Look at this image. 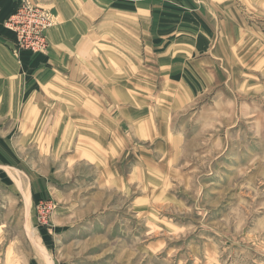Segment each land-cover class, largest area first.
Masks as SVG:
<instances>
[{
  "label": "rangeland",
  "instance_id": "obj_1",
  "mask_svg": "<svg viewBox=\"0 0 264 264\" xmlns=\"http://www.w3.org/2000/svg\"><path fill=\"white\" fill-rule=\"evenodd\" d=\"M30 5L46 51L0 37V264H264V21L158 54L119 13Z\"/></svg>",
  "mask_w": 264,
  "mask_h": 264
},
{
  "label": "crops",
  "instance_id": "obj_2",
  "mask_svg": "<svg viewBox=\"0 0 264 264\" xmlns=\"http://www.w3.org/2000/svg\"><path fill=\"white\" fill-rule=\"evenodd\" d=\"M31 2L44 6L55 5L57 17L67 20L83 6L89 7V14H96L95 7L119 13L134 20L136 36L142 38L143 42L145 37L165 39L161 48L158 46L157 50L153 49L158 54L209 53L217 37L228 35L225 33L228 23H232L231 28L239 32V23L243 21H264V0H0V37L4 41L6 39L7 43L3 44L10 50L13 37L4 30V23L20 4ZM64 7L72 9L64 10ZM190 71L191 77L194 71L198 72L194 67ZM180 83L178 81L176 84ZM32 137L30 131L25 133L23 139L30 143L28 141Z\"/></svg>",
  "mask_w": 264,
  "mask_h": 264
},
{
  "label": "built area",
  "instance_id": "obj_3",
  "mask_svg": "<svg viewBox=\"0 0 264 264\" xmlns=\"http://www.w3.org/2000/svg\"><path fill=\"white\" fill-rule=\"evenodd\" d=\"M52 25L49 15L41 8L22 3L15 13L5 21V28L13 35L12 54L18 57L23 50L32 53H44L47 48L46 31ZM53 206L40 202L36 206L38 222L46 225Z\"/></svg>",
  "mask_w": 264,
  "mask_h": 264
}]
</instances>
